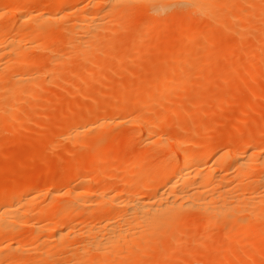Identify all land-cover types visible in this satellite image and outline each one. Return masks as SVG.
<instances>
[{"label":"bare ground","instance_id":"bare-ground-1","mask_svg":"<svg viewBox=\"0 0 264 264\" xmlns=\"http://www.w3.org/2000/svg\"><path fill=\"white\" fill-rule=\"evenodd\" d=\"M10 1L12 2V0H2V2L0 3L1 4L0 5V21H1V24H0V126L1 125L4 126L6 125V123H8L7 125H9L10 123L8 121H11V124H12V120L15 117H17L16 114L19 109L18 106L22 105L21 103L27 104L26 102L30 104L29 103L30 99L34 95H36V94H33L34 91L40 92L39 90H35L36 88H39L37 87L38 86L37 81L39 82L40 80L38 79L39 77H37L38 80L36 81V76H40V75H35V74H38V73L40 74V72L42 71L41 69H43L42 64L45 65L44 63L45 61L43 62L41 60L42 63H38V64H41L42 66H39V69L37 70H33L35 62L34 60H31V58H29L31 56L28 55L34 49L36 48L38 49V47L40 48V45H41L40 43H43V41H41L40 43H37L38 41H35L36 44L33 43L34 42L33 40L37 38L36 37L37 30L39 29L40 31L42 30L41 25L43 23H45L44 24L45 26L46 25L52 26L50 25V21L52 23V20L53 21L55 19L59 20L57 16L60 18H62L63 15L65 16L66 15L65 12L67 11L66 8L77 6L79 0H55L54 2V5H56L55 11L47 9L48 11H45V13L43 12L40 14H32L28 9L24 8V6L26 7L27 5L25 4L26 3L25 1H28V0H25V1L22 0V3H23L21 6L22 9L19 8L20 5L19 6L17 5V7H15V0H13L14 7ZM18 1H21V0H17V3ZM248 1L246 0H88V3H90L93 7H96V9L92 7L95 10L92 9L89 12L88 10L91 8H88V10L86 9L87 10L86 12L83 11L84 13L79 12L78 14L80 13L82 14L76 17L77 18L76 21L71 26H68V27H71L69 28L70 29L69 33L72 36H74V34L77 33L78 31L79 33H82V35L77 36V40H76L77 42L75 43V44L82 43V45L81 44L79 45L78 49L75 51L76 53L73 52V50L71 49L70 50L80 57L84 56L83 54H85V56L89 59V61L85 57L86 60L90 62L91 58H89L90 54H88L87 50L90 49L89 47L96 45V40L98 39V36L104 33V32L103 33L101 32L104 31L103 28L104 26H106L104 23L105 19L117 25V27L120 28V31H127L129 27H130L129 29H133V26L131 25L135 23L136 21H138L141 18L140 16L142 15L144 16L143 17L144 19L141 18L140 20L141 23L140 21L138 23H140L141 28L148 29V30L146 29V31H148L147 34L145 33L146 31L145 32L143 31L144 33H142L141 32L142 30L139 31V29L137 28L135 29L134 27L133 29L134 32L131 31L132 33L129 34L130 36L128 37L127 36L128 35L127 33L129 31L128 30L126 33L127 35L125 39V40L128 39L129 44L128 43L127 45L125 44L126 47L127 46L128 47L125 49V46H124L123 48L124 50L122 49L123 51L121 50L120 52L121 55L123 53V55L121 56L123 58H126V59L128 58V60H131L133 58V60L140 61L146 58L147 55L145 56V54H150V55L153 54L151 53L153 49L152 45L155 44L158 46V43H159L158 40L160 37H157L158 38L157 40L156 38L157 30L156 29L160 30L159 36L161 35L165 36L164 33L169 32L167 30L168 26L166 25L170 24L169 27L173 26L175 30L173 29L174 32L172 34H174L175 32L176 33L178 32L177 34L178 36L168 33L169 36L172 35L173 37L174 36L177 37V39H175V37L174 38L172 37V43L176 45V47L174 46L175 47L174 50H172L173 52L167 51L166 48L160 50L157 46H155L156 51L157 50L158 51L157 52L153 51L154 52L153 56L152 55L147 56L148 58H150L156 55V58H157L161 56V53L163 52V50H166V52L164 51L165 53L169 52V57H167L168 54L166 55V57L170 58L169 62H172L175 65V67L171 63L170 64L172 65L171 67L167 66L168 67L167 68L168 70L166 69L167 72L166 73L162 72L160 74L161 76H164L165 74L168 76L167 77L168 83L164 82V84L162 83L163 85H161V83L158 82V84H155L156 78L154 80V77H157L159 75L158 74L157 76H155V72L157 71L156 70L154 74H152V72L147 73L153 76V77L150 76L153 80L149 77V75L146 74L147 79L150 78L151 81L150 79H148L150 83H148L149 81H147L148 85H144V90L139 89V91H137V88L136 89L134 88L139 93L142 91L141 93H144L145 97H147L146 92L148 93L147 94L148 97L146 98L147 100L146 99L144 100H146L145 106L149 109V106L151 108L153 106L152 101L154 99L155 92L157 91V90L155 91V89L159 85H160L159 87H161V88L158 87L160 91L163 89H165V91H168L167 89H172V90L181 89L183 91L187 88L186 85L182 86L184 84L181 83L180 81L181 74H185V72L182 73L183 71L182 68L180 70H177L176 68L178 67L180 68V66L179 64L177 65L176 63H178L181 59V62L183 61L182 62L183 65L185 64L187 65V63H189L191 59L193 60V57L195 55L194 53L196 51L195 46H197V45H194V50H193V44L196 39H199L200 42L202 41V46H205L204 53L202 52L203 55L201 57L203 60L205 59L208 62V60L210 59L209 57L210 51L211 49H213L212 46L214 44L220 45L221 42H224L222 40L225 39L224 38L226 36L225 33L227 34L229 31L231 32L232 27L234 26V28L238 30L232 33L238 36L244 31V29H246V26L249 25L250 22L252 23L251 21L252 16H255V15L260 16L258 15L261 12V5L259 4L260 2L256 3V0H255V3L253 1L254 4L252 2H250L251 3L250 4V3H247ZM131 11H134V14L136 15L134 16L133 19H130L131 17L129 18L130 20L129 19L126 20L127 17L123 18V15L125 13L129 12L128 14H130ZM9 12L10 13L12 12L13 16L12 15L8 16ZM60 14L61 15L63 14V15L59 16ZM258 18L259 17H256V19ZM41 21H43V23L40 24ZM36 22H39V25L41 26L39 29H36L33 26L35 25ZM46 22H48L49 24ZM164 26L166 27L164 28ZM150 28L151 30L153 28L154 33H153L152 38H155V39L151 38V34L149 33ZM104 29H108V28L105 27ZM135 30H138V31L135 32ZM241 30L243 31L240 32ZM105 31H107L106 33H108L110 30H105ZM120 31L119 30L115 31V33L117 32L118 34L120 33ZM47 32L50 33L49 31ZM57 32H56V35H57ZM67 33L64 32L62 34H67ZM110 33L113 34L114 32L110 31ZM229 34L231 35V33ZM169 36L167 35V37ZM66 37L67 36L65 35V38ZM48 40L47 42L53 43V41H48ZM150 40H151V43L153 40H155L152 45L149 42ZM59 41H56V43L57 42L60 43ZM263 41L264 39L260 40V42L262 43L260 44L258 42V44L260 46L264 45ZM142 42L143 43L149 42V43L148 44L144 43L145 44L144 46ZM32 43L34 45H32ZM49 43L47 44L50 45L51 43L50 44ZM75 44L73 42L72 44H69V42H67L65 43V46L75 45ZM131 44H133L132 45L133 49H129L131 47ZM53 45L55 44L53 43ZM60 46H61L60 48H62V45ZM146 46L147 47L151 46L152 47L151 50L150 48L147 49ZM42 47L43 46L41 45L40 50L42 49ZM72 47L73 49L76 48L74 46H71L70 48ZM166 47L167 49L171 48V45H166ZM92 48L93 47H91V49ZM44 49H45V46H44ZM65 49L67 50L66 54L67 53L71 54L70 56H67L69 58L66 57L67 60L77 58V56L74 57L75 54L68 52L69 49H67V47ZM40 50L39 52H43ZM56 50L58 52V49ZM148 50H150L149 51L150 53L148 52ZM47 51H48V48H47ZM124 51L128 52L129 56L127 54H124ZM158 52H161V53H158ZM62 53L61 55L63 56ZM86 53L89 56H87ZM96 53H94V55ZM99 53H101V51H99ZM228 53L226 52L225 54L222 55V57L228 59L229 57ZM50 54L51 52L49 53V55ZM54 54H58V53H54ZM72 54H73V57H72ZM59 55H56V56L58 57ZM64 55H65V52H64ZM97 55L98 54H96L94 61L92 63L90 62V64H92V66H95V67L99 66V64H101V61H103L104 59L103 58L101 60L99 57V59L101 60L99 61V59L97 58L99 55L98 56ZM142 56H145V57H142ZM45 57L48 59L47 56ZM196 57L194 59H196ZM222 57L220 58L221 60L223 59ZM85 58L84 60L83 59H79V60H81L82 62H86ZM96 58L97 60H95ZM123 58L121 59L123 60ZM134 58H137V59H134ZM252 58L253 56L250 57V59ZM259 58L260 57L258 55V59ZM172 59L173 61L176 60L177 62L175 61L174 63ZM258 59L256 58L254 61ZM60 60L61 59H59V61ZM65 61L60 62L61 64H58V66L59 65H62V67L63 65L68 66L69 61H67V63H65ZM254 61L252 60L250 63L252 64V62L254 63ZM52 63L57 64L55 62H52ZM186 65L184 66L186 68L183 67V69H185L184 71H187ZM49 66L47 67L49 68ZM59 67L61 68V66ZM81 67L83 66L81 65L80 68ZM150 67L152 68L153 66H150ZM88 68L96 69L98 67L96 68L88 67ZM88 68L86 67V69ZM148 68L149 67H147L146 69L149 71L151 68L150 69ZM174 68H175V72L173 71ZM208 68L209 67H207V65H204V68L198 67L197 69H195L197 71L196 76H199V74L202 73V71H205L204 73L209 74V72L207 71ZM248 68L249 69H246V70H248L247 72L250 73L252 69L250 67ZM81 69L83 70V68ZM86 69L84 68L85 72L87 71ZM146 69H144V71H146ZM153 69L150 71H153ZM68 70L69 72H71L70 68H68ZM68 70H66L65 72H67ZM56 71L58 72V70ZM75 71L77 75L78 74L77 70H74L73 71L74 73L73 72L71 73L75 74ZM93 71L94 72H91V73H88L87 71L86 75L88 77L93 76L94 75L93 73H95L96 70H93ZM48 72L46 71L44 73L45 74L47 73L46 75H48ZM62 72L59 73V75L60 74L62 75ZM78 72H80L79 69H78ZM41 73L44 74L43 71ZM210 73H211V69H210ZM252 74H254V72ZM55 75L58 76L56 73ZM51 76L53 77V75ZM39 86L42 87L40 84ZM125 87H127V90L126 88H124L125 89L123 90L124 95L128 96L129 94L127 92L128 90L130 92L131 89H128L129 85H126ZM183 87L184 88L186 87V88L183 89ZM123 91H121L120 93L122 97H123ZM132 93H134V95H132L134 96V98L130 100L131 97H129L130 98L129 100L131 101L130 105L133 110L136 109V111L134 112L138 113L137 109L138 108L139 110L141 109L140 103L143 102L142 98H144V96H142V94L139 95L138 93L139 97H141L142 99L139 102L138 95L137 94L135 95L136 92L133 91ZM183 93L184 92L181 93V96L183 95ZM118 95H116L117 97L115 96L114 98H118L119 97ZM121 98L119 97L120 100L113 99L112 101H117V102L111 101L112 103V104L110 103L111 107L108 108L107 107L108 105H107V106H104V108H102L99 111V113L102 115L103 109L106 108L108 110L107 111L105 109L106 112L103 111L104 117L100 116L99 118L98 112L94 111L93 108H92L93 112L91 110H85V113H83V115H81L82 113L78 114L80 116L76 117L75 119L76 122L73 123L72 121V123L75 124V126L72 128H69V131L65 132L64 136L66 138L64 137V139H68L73 142L75 141V144H76L77 143L76 140L78 136L80 138L81 134L84 135L85 132H89L91 131V129L93 130V128L96 125L97 126L103 125V122L105 123L106 120L107 121L110 120L112 121V123H114L113 122L115 118L114 116H117V114L115 115V111L117 112L119 110L118 112H120V109H118V107L120 108L121 106L120 102L122 101L124 103L125 101L124 99L122 100ZM155 98H157V96ZM32 99L34 100V97ZM250 100L252 101L251 98ZM222 101L224 102V98H222ZM222 101L219 100L220 103L218 105L220 104L223 105L224 103ZM123 103H122V106H123ZM127 103L125 102L124 104L126 105ZM123 110L125 111L127 109H123ZM95 112L97 113L96 114V116H98L97 118H95V114H94ZM134 112H131V113H134ZM131 113H127L124 115L125 117L121 116L118 119L124 122L123 124L132 123V124H136L137 126L138 125L140 126L141 132L136 135V137H138V142L140 144L146 145L148 143H154L155 145L156 144L158 145L156 147L157 149H159V147H162L163 145L166 146L165 143L167 141L170 142L168 140L169 138L168 139H166V137L162 138L163 135L160 134L161 128L167 127L165 126L167 124L164 123L163 125L164 121L162 122L160 118L156 117L155 119L154 117L152 118L151 117L147 118V116L144 117L142 115H144L145 112L142 113V115L137 114L135 116L131 115ZM171 114H174V112L171 111ZM106 115L108 118H106ZM16 119H14L13 121H16ZM162 119L164 120L163 117ZM117 121L118 120H116L115 122ZM119 124H122V123H119ZM235 124H236V121H235ZM262 124H264V122ZM66 125L68 128L69 125L68 124ZM108 125L109 124L105 125V127ZM260 128L261 127H259V129ZM103 129L105 130L106 128L103 127ZM108 130H107V134L109 135H106L105 133L106 136L105 137L102 136L101 140L100 138L97 139L96 142L93 143L94 145L91 148L90 146H88L93 152L96 151L95 159L94 157H92L93 158L92 160H88L90 163V166L94 169H100L101 167L103 169L104 166L106 167V164L110 161L109 160L110 158H112L114 162H117V161L124 162L125 161L123 160V158L118 157L119 155L117 154L109 157L110 156L109 151L112 149V146L116 145V148L120 146L118 145L120 144V142L118 141L120 139L117 137V143L115 145H113L114 143H113V140L111 139L113 144L110 143L112 145L110 146L108 142V138L110 139L112 134L109 133ZM262 130L264 131L263 127L261 128L260 131ZM260 133L263 134L264 132H259V134ZM246 135H247V132H246ZM246 135L244 136V133H243L242 137L243 136L246 137ZM251 135L254 136V133ZM107 136H110V137L107 138ZM112 136L114 137V134ZM123 136H126V134H124ZM83 137L87 138L86 134ZM244 137L239 142H237L238 140L236 141V139L234 138L233 139L231 138V140L230 138H226V140L224 141V146L226 148L231 147V145L234 143L233 142L234 140L237 142V146L238 147L241 146L240 148L242 149V145L240 144L244 145V143H247L250 145L251 143L250 141L253 140L254 142V139L251 140L248 138V136L246 138ZM236 138L240 139V137H236ZM257 138L255 136V139ZM133 139H131V141H133ZM162 139H164V141ZM185 139L183 141L186 143L187 139L186 140ZM172 141L174 142L175 140H172ZM262 141L263 140H261L260 143H262ZM176 142L175 144H173V147L175 146L174 150L176 153V157L172 155L171 151L163 153L162 151L159 152V150H161L162 148L159 149L157 151L159 153L156 155L158 157V161L156 164L154 162L155 164L154 166H156V170L159 172L150 173V171H148L147 169H146L147 172L143 170L144 174L140 172L143 175H140V177L138 176V180H136V182L132 184L125 183V182L123 183L121 182L118 184L114 183L110 185L108 189L106 188L102 190H91L88 187L86 188L78 187L74 191L64 189L65 191L67 190L68 192H66L67 194L66 193L62 194V192L60 191L61 189H59L60 184L67 179L66 176H62L60 179L61 182L57 180L58 183L60 184H57V181H56L55 183L57 185L51 184L53 185L52 187L50 185L51 190L45 188L46 196L45 198H43L44 200L42 199L43 201H37L39 195L36 196V193H33L35 190H32L31 184L27 182L28 180L26 181V183H22L20 185L16 184L17 182L13 185L12 183L14 182H12L11 183L12 185L10 184L8 187L7 186L6 188L2 187V189L0 188L1 190L0 191V264H141V261H143L144 259L141 258V261L139 263V258L145 256V254L148 253V252L146 253L145 250H147L148 247H150L149 245L152 244L151 242L157 241V239L160 236L170 237L172 239V243L168 245L166 250L168 249L171 250L172 247L174 249L176 245L180 246L181 239L180 238L177 239L178 236L176 237V235H174L173 232L175 228H178L177 227L178 224L179 225L181 224L180 225L181 227L182 223H185V220L188 218H186L184 222L182 223H179V222L182 220L183 217L185 216L187 217L188 215H192L193 217L195 216L196 220L194 221H196L199 226H202L203 229H206V227L208 226H211L212 228L215 225H218L217 223L220 221H225V222L229 221L230 222L229 226H231V228L227 229V231L223 229L224 231H226L224 233L230 236H240L244 242L252 241L254 238L258 239L256 237L262 236V234L264 233V226L262 225L264 224V169L261 167L262 170H260V172L258 173L259 169H255L256 167H254L253 163L250 164L253 160L252 159L250 162V159L251 157L252 158L257 157V154H258V158L264 160V149L254 151L255 149L253 148V150H250L249 152L246 151L245 149H244L245 151L241 150L242 152H238L237 150H234L236 152L233 151L234 152L233 155L230 154L229 156V152L231 151V149L225 150L226 148L225 149L222 148L225 151L219 154L216 153L217 155L216 159H218L216 161H220L221 162L220 165L222 166V162L224 163V161H226L225 159L228 158L229 163H227L224 168L220 169L218 168V166H214L213 164L212 166L211 164H208V161H209L208 159L213 157V155L215 154V148H214V144L212 141H204V140H199V141L197 140L196 142L194 141L195 144H197V146L195 147L200 148V149L195 148L196 150H189L185 148V146L183 147L182 145H184L185 143L182 142V140L181 142L180 140L179 141L176 140ZM188 142H189V139H188ZM255 144H254V147H256ZM246 146L248 145H245V147ZM261 146L262 145H260V147ZM252 147L253 146L251 144L250 148ZM164 148L166 149V147H163V150H165ZM246 149L249 150V148H246ZM167 150L168 149H166V151ZM218 152H220V150ZM147 155H149L148 152H139L136 150V155L134 156H136L137 159L136 158L133 159L134 162L132 163L130 167H128V169H126V166H127L126 164H129V163L127 162L124 163L125 167H123L124 164L122 163L123 169L121 168V171L122 172L124 171V175L130 176L135 171V169H138L139 167H141V164H143L141 162L144 159H146ZM231 156L232 158L230 159L229 157ZM128 157L130 158L129 155ZM132 158L133 156H131V159ZM260 159L258 160L262 161ZM212 163H215V162L212 161ZM218 163L216 162L215 165H218ZM78 164L79 162L75 164V167ZM257 165L259 167L260 164L258 163ZM116 170L117 169L113 167L112 170H110V172L114 173ZM75 176L77 178L88 177V175H85V174L83 175L76 174ZM247 178L249 179L251 178V180L248 179V181H245V179ZM17 181L21 182L22 180H17ZM64 184L63 183L61 184V188L63 187L62 185ZM71 193L73 194L72 196H71ZM65 195H66V199L62 200L61 198H63ZM82 210H87V212L88 210L89 211L95 210V213H97L95 215L98 216V217L96 216L97 219L93 220L94 222L90 221L91 218L89 220L90 222H87V218L86 220L81 219L82 221L79 219L80 224H76L78 222L76 223L74 222L76 221L75 218L77 215L82 216V214H80ZM88 217L90 216L88 215ZM91 217H94V215ZM193 217H190V218H193ZM44 220L46 221L43 222ZM257 223L258 224L260 223V224L256 227L255 225ZM227 228H228V225H227ZM207 233H206L207 236H205V233L202 234V237H200V239H202L203 241L206 240L208 238ZM40 235L44 237L40 240V244L38 245V248H36V244L33 243V241H34V238L36 239L38 237L37 239H39ZM15 238L16 239L26 238V241L28 243L30 242V239L32 241V238H33V241L31 243L35 245V248L27 247V244H25L26 242L23 244H21L22 242L19 243L18 241L15 242L14 241ZM182 241H183V238H182ZM203 241H200L201 244H203ZM34 242H37V240ZM31 245H28V246H31ZM25 247L30 249V250L27 249V251H31V249L33 248L34 250H37V252H35V255L34 256L32 255L31 258H30V255H28L29 253L28 252L27 255L29 256V258H26L27 256L25 257L24 255L26 251ZM50 247H54L55 249L59 250V252L61 251L62 256L57 258V260L51 259L52 256L50 257V254H49ZM135 250L136 251L142 250L140 251L142 252V254L139 253V251L137 252L140 254V255L139 254L137 255L138 256L137 259L134 256L136 254ZM166 250L164 249L165 254L168 252L172 253V251L170 250L166 251ZM53 251H56V250H53ZM169 253L167 254L168 257L166 256L165 260H168V258L170 257ZM218 262L219 264H223L222 260H219ZM143 264H144V261H143ZM213 264H218V263L215 261V263Z\"/></svg>","mask_w":264,"mask_h":264},{"label":"rangeland","instance_id":"rangeland-1","mask_svg":"<svg viewBox=\"0 0 264 264\" xmlns=\"http://www.w3.org/2000/svg\"><path fill=\"white\" fill-rule=\"evenodd\" d=\"M253 1L255 3V0H249L247 3H250V2L253 3ZM1 2L2 0L0 1V3ZM25 2H26L25 4H27L26 5L27 8L25 6L24 8L28 9L32 14H40L43 12L45 13V11H48L47 9L54 10V11L56 9V5H54L55 0H28ZM258 2H260L259 4L261 5V12L258 14L260 16H257V15L252 16V19H251L252 23L250 22L249 25L246 26V29H244L245 32L243 30L240 31V32L243 31L241 33L242 35L239 34L237 36L236 34L232 33L238 30V29H235L234 26L232 27L231 32L229 31L227 34L225 33L226 35L224 37L225 39L223 38L224 40H222L224 42H221L220 45L214 44L213 45L214 47L212 46L213 49H211L210 51V54H209L210 59L208 60V62L205 59L203 60L201 57L204 53L205 46H202V41L200 42L199 39H196L198 41L195 40L193 44V50H194V45H197L195 46L196 51L194 53L195 55L193 57V60L191 59L189 63H187V65L185 64L187 66V69H186L187 71H184L185 69H183V67L185 65H183L182 63L183 61L181 62V59L178 63H176L177 65L179 64L180 66V68L178 67L179 69L178 68L176 69L180 70L182 68L183 70V71L181 70L182 73L185 72V74H181L180 81L181 83L184 84L182 86L186 85L187 88L185 87L186 88L185 89L183 87V89H185L183 91L181 89H174V90L167 89L168 91H165V89H163L160 91L159 88L161 87H159L160 86L159 85L158 86L159 88L156 87L155 89V91L156 90L157 91L155 92V96L152 101L153 106L151 105L152 108L149 106V109L145 106V103H146L145 101L147 100L146 98L148 97L147 95L148 93L146 92L147 97H145V94L141 93L142 91L140 93L137 91H139V89L144 90V85H148V83H150L152 79L151 77L153 76L147 73L152 72V74H154L156 70L157 71L155 72V76H157L158 74L159 75L157 77H154V80L156 78L155 84H158V82H160L161 85H163L164 82L168 83L167 82L168 76L166 74L164 76H161L160 74L162 72L166 73L168 70L167 68L169 66L170 67L172 66L170 65L172 62H169L170 58H167V57H169V52H173L172 50H174V48L176 47V45L172 43V37H173L172 35H177L178 32L177 33L175 32L176 34L175 33L172 34L175 30L173 26L169 27L170 24L166 25L168 26V29L167 28L166 29L169 32H165L164 30L166 29H164L163 31L166 33V34L164 33L165 36L163 35L159 36L160 30L158 29H156L157 31L155 30L157 32L156 38L160 37L159 38L160 41L157 38L159 43L156 42L158 43V46L155 44L152 45L155 40H153L152 43H151V40L149 41L150 44L153 46L151 53L154 54V52L156 51L155 46H157L160 50L166 48V50L169 52L165 53L166 50H163V52L165 51L164 53L162 52L163 55L161 52H158V53H161V56L157 58H156V55H154V57H150L151 55L153 56V54L151 55L145 54V56L150 55L149 56L150 58L146 56V58L148 59L144 58L143 60L136 61V60H133V58L131 60H128V58L126 59V58L121 57L123 53L121 55L120 52L124 48V46H125V49L128 47V46L126 47L128 43V39L125 40L126 35L128 34L127 36L129 37L130 36L129 34L132 33L131 31H133L134 27L135 29L136 28L139 29V31L142 30L141 31L142 33L146 31L147 28H141V25H140L141 23L140 20L141 18L144 19L143 18L144 16L141 15L140 16L141 18L139 17L140 19L138 18L139 20L131 25L133 26V29H129L130 27L127 29V31L129 30L128 33L127 31H120V28L117 27V25L105 19L104 23L106 26H104V28L107 27L108 29L103 28L104 31H102L101 33L103 32L104 33L102 35H99L101 38L102 37L103 38L101 39L98 36V39L96 40V45L93 44L94 46H91L93 48L91 49V47H89L90 49L87 50L88 54H90L89 58H91L90 60L91 63L94 61L96 54L99 55V56L97 55L98 59L99 57L101 60L104 58L103 61L99 59V61H101V64H99V66H96L98 67L96 68L95 66H92L90 62H88L89 59L85 56V54H83L84 56H81V57L75 54L76 53L75 51L78 49L79 45L80 44L82 45V43H79V42H78L79 44H75L77 42L76 41L77 36L82 35V33H79L78 31L77 33L79 35L75 33L76 35L74 34V36H72L69 33V30H70L69 28L71 27H68V26H71L76 21L77 19L76 17L78 15L86 12L88 8H91L88 10L89 12L93 8L96 9V7H93L90 3H88V0H79L77 6L67 7L65 16L63 15L65 13H63L62 14L63 16L61 14L59 15V16H62V18L57 16L59 20L55 19L53 21L51 19L52 23L50 21V25L52 26H49V25L45 26L44 25L45 23L41 21L40 24L43 23L41 27L39 25V22H36L35 25L33 26L36 29H39L41 27L42 30L41 31L40 29L37 30V36H36L37 38L33 40L34 41L33 43L36 44L35 41H38L37 43H40L41 41H43V43H40L43 47L40 50L41 48V45H40V48L38 47V49L37 48L34 49L35 51L31 50L32 51L31 53L33 54L29 52L30 54L28 55L31 56L29 58H31V60H34L35 62L34 63L35 69L33 67V70H37L39 69V66L43 65L42 67L43 69H41L43 73L46 71L47 72L49 71V72H48V75H46L47 73L42 74L41 73L42 71L40 72V74L39 73L35 74V75L42 76V77L36 76V81L40 79L39 82L37 81V85H38L37 87H39L40 89L42 88V89L40 90L39 88H36L35 90H39L40 92L34 91L33 94H36V95L33 96L34 100L32 99L33 97L30 99L29 101L30 104H28V102H26L27 104H24V103H21L22 105L19 104L20 106H18L19 109L16 114L17 117L14 118V119L17 118L16 121H13L14 120L13 119L12 124H11V121H8L11 125L10 124L7 125L8 123H6L7 126L6 125L0 126V188L1 189L2 187L6 188V186L8 187L12 182H14L12 183L13 185L16 182H17L16 184L20 185L22 183H26V181L28 180L27 182L31 184L32 190L36 191V192L35 191L34 192L32 191V192L36 193V196L39 195L38 196L39 200L37 199V201H43L44 200L43 198H45L46 196V193H45L46 189H50L51 184L53 185L60 184L58 183L57 180L61 182L60 179L62 176H66L67 178L66 179L67 181L64 179L66 181V182L64 181L65 184L64 182H62L64 184L62 185L63 186L62 188H61L62 183L60 184L59 189H61L60 191L62 192V194L68 192L67 190L74 191L78 187L79 188L88 187L91 190H102L106 188L108 189V187L114 183L118 184L121 182L122 183L125 182V183L132 184L136 182V180H138V176L140 177V175L144 174L143 170H145L146 172L148 170L150 171V173L159 172L156 170V166H154L158 161V157L156 155L160 151H162L163 153L171 151L172 155L176 157V153L174 150L175 146L173 147V144H175L176 140L177 141L180 140V142L182 140V142H184L183 140L185 138L187 139V140L185 139L186 143L188 142V139H189V142L187 144L184 142L185 144L182 146L183 147L185 146V148L189 150H196L199 148V147L198 148L195 147L197 146V144H195L197 140L198 141L199 140L212 141L214 144V148H215L214 155H216V153L219 154L228 149H231V151L229 150L230 151L229 156L230 154L233 155V153L236 152L234 150H237L238 152H242L245 149L246 151L249 152L250 150H253V148L255 149L254 151L264 149V142H263L264 133L259 134V132H264L263 130L260 131L262 127L264 129V124H262L264 122V45L260 46L258 44V42L261 44L262 42H260V40L264 39V15H263L264 11H262L264 10V0H259V1L256 0V3ZM11 3L12 5L14 4L13 0ZM22 4H23L22 0L18 1V3H17V0H15V7H17V5L18 6L20 5L19 8H21ZM79 12H82V13L78 14ZM128 13H125L127 15L125 14L123 15V18L127 17L126 20L129 19L130 17H131L130 19H133L134 16H136L134 14V11H131L130 14ZM12 14H13L12 12L11 13L9 12L8 16ZM256 17H259V18L256 19ZM139 21L140 23H138ZM0 24H1V21H0ZM166 26H164V28ZM105 30H110L111 32H114V33L115 31L119 30L120 33L117 34L116 32L115 34L114 33L112 34L109 31L108 32L109 34H108L106 33L107 31ZM47 31H49L50 33H48ZM55 31L56 32L58 31L57 35ZM67 31L69 34L67 33ZM136 31L138 30H135V32ZM149 31H150L149 33L151 34V38H152L153 33H154L153 28L152 30L150 28ZM64 32H66L67 34H62ZM147 32L148 31H146L145 33L147 34ZM168 33L172 35L169 36ZM229 33H231V35ZM65 35L67 36L66 38L68 39L65 38ZM167 35L169 37H167ZM174 37L175 39H177L176 36ZM152 39H155V38H152ZM47 40L53 41L55 45H53L52 42H50L51 43L50 44L49 42H47ZM56 41H59L60 43L58 42L56 43ZM66 41L69 42V44H72L73 42L76 46L75 45H69V46L70 47L74 46L76 48L73 49V47L70 48L69 46H65V43H67ZM149 42H146V43L144 42V43L148 44ZM33 43L32 45H34ZM47 43H49L50 45H48ZM144 43L143 45L145 46ZM263 44H264V41H263ZM60 45H62V48H60L61 47ZM132 45L133 44H131V47L129 49H133ZM166 45H171L172 49L171 48L167 49ZM44 46H45V49H44ZM66 47L67 49H69L68 51L69 53L75 52L73 53L75 54L74 57L77 56V58L78 57L79 58L67 60L66 57L70 56L71 54H68V53H67L68 55L66 54L67 52V50L65 49ZM47 48H48V51H47ZM146 48L147 49L150 48L151 50L152 47L146 46ZM56 49H58V52ZM70 49L73 50V52ZM39 50L43 52H39ZM150 50H148V52ZM36 51L39 53H37ZM99 51H101V53H99ZM50 52L53 57L51 56V54L49 55ZM52 52L58 53V54H54ZM64 52H65V55H64ZM226 52L227 53L229 52L228 54L230 58L228 57V59L222 57V55L225 54ZM61 53L63 54L64 57L61 55ZM94 53L96 54L94 55ZM34 54H36L37 57ZM73 54H72V57H73ZM88 54L86 53L87 56H89ZM124 54H127L129 56L128 52L126 51H124ZM167 54L168 56L166 57ZM56 55H59V56L57 57ZM258 55L260 57L259 59H258ZM45 56H47L48 59ZM145 56H142V57H145ZM219 56H221L223 59L221 60L220 59L221 57ZM252 56L253 58L250 59V57ZM85 57L87 58L88 61L86 60ZM195 57L196 59H194ZM49 58H51L52 60ZM84 58L86 62H82L81 60H79V59L84 60ZM97 58L95 60H97ZM121 58H123V60ZM256 58L258 60L254 61ZM59 59L61 60L59 61ZM134 59H137V58H134ZM41 60L43 62L45 61L44 62L45 65L38 64V63H42ZM65 60L69 61V65L68 66L63 65V67L62 65H59L61 66L62 68L61 69L58 66V64H61L60 62H64ZM252 60L254 61V63L252 62L251 64L250 62ZM47 61H49L51 65ZM67 61H65V63H67ZM175 61L173 62L175 63ZM52 62H55L57 64H54ZM35 64L37 65L38 68L36 67ZM189 64L191 65V67ZM46 65L47 66L50 65L49 68ZM81 65L83 66L81 67L83 68V70L80 68ZM204 65H207V67H209L207 70L209 74L208 73L206 74L204 73L205 71H202V73H200L199 76H196L197 71L195 69H197L198 67L204 68ZM246 65L252 69L254 74H252L253 73L252 71H251L252 73L247 72L248 70L246 69H249V68ZM150 66H153L154 69L153 67L151 68ZM86 67L87 68L92 67L96 69H91V68L86 69ZM147 67H149L148 69L151 68L150 70L153 69V71H150V70L148 71L146 69ZM68 68H70L71 72H73L74 70H77L78 74L76 75V71H75V74H73L74 72L73 73L69 72ZM84 68L88 71V73L94 72L93 70H96V72L93 73L94 75L91 74L93 76L89 75L90 77H88L86 75L87 71L85 72ZM78 69L80 72H78ZM144 69H146V71L148 72L144 71ZM210 69H211V73H210ZM56 70H58V72ZM66 70H68L67 71L68 73L65 72ZM245 70L247 73L245 72ZM173 71L175 72V68ZM61 72H62V75L61 74L59 75V73ZM82 72L85 74H83ZM55 73L58 76H56ZM146 74L149 75V77L151 76L150 77L151 79L148 78L150 79V81L147 79ZM51 75H53V77ZM37 77L39 78L37 79ZM147 81L149 82L147 83ZM38 83L42 87H40ZM191 84L194 87H192ZM126 85H129L128 89H131L130 92L129 90L128 92L126 91L129 94L128 96L124 95V91H123L125 90L124 88H126L127 90V87H125ZM134 88L135 89L137 88V91ZM180 90L184 92L182 96H181L182 92ZM121 91H123V97L122 95H120ZM133 91L136 92L135 95L136 94L138 95L139 93V95L142 94V96H144V98H142L143 102L140 103L141 109L140 110L139 108L137 109L138 113L134 112L136 111V109L133 110L130 105L131 104L130 100L134 98V96H132L134 95V93H132ZM116 95H118L120 98L122 97L121 98L122 100L126 96L124 99L125 100L124 103L125 102L126 103L128 102V103L126 104L127 105L126 106L121 101L123 103V106H122V103L120 102L121 106L120 108L118 107V109H120V112H118L119 110L117 112L115 111V115L117 114V116L113 115L115 117V118L113 117L114 118L113 122L115 124L112 123V121L110 120L108 121L106 120L105 123L103 122V125H100V126L96 125L93 128V130L91 129V131L88 130L89 132H85L87 138L83 137L85 134L84 135L81 134L82 137L80 136V138L78 136L76 140L77 142L76 144H75V141L73 142L71 140L64 139L65 132L69 131V128H72L75 126V124L73 123L76 122L75 120L76 117L80 116L78 114L82 113L81 115H83V113H85V110L92 111V108H93L94 111L98 112V116L100 118V116H103L104 112H106L105 111L106 108L103 109L104 112L102 111V115L99 113V111L102 108H104V106L108 105L107 106L108 108L111 107L110 105L111 101L113 99L114 100L119 99V97L114 98ZM156 96L157 98H155ZM252 96L253 98L255 96L256 97L253 99ZM129 97H131V99ZM222 98H224V102L222 101ZM250 98L252 99V101L250 100ZM142 99L141 97H139V102ZM219 100H221L224 104L218 105L220 103ZM112 102H117V101H112ZM123 109H127L129 112L127 110H125L126 111L125 112ZM130 110L131 112H134V113H131ZM142 110L145 112L144 115H142V113H144ZM171 111L174 112V114H171ZM96 112L94 113L95 118L98 117L96 116L97 114ZM127 113H131V115H134V116L137 114L142 115L144 117L147 116V118L149 117L151 118L154 117L155 119L156 117L160 118L162 122L164 121L163 125L164 123L167 124L165 125L167 127H163L165 129L161 128L160 134L163 135L162 138L163 137L164 138L166 137V139L169 138L168 140L170 142L168 141H167L168 143L163 142L166 144V146L163 145L162 147H159V149L162 148L161 150L157 149L156 146L158 145L157 144L155 145L154 143H148L146 145L140 144L138 142V137H136V135L141 132L140 126L139 125L137 126L136 124H132V123H126V122H125L126 124H123L124 122L118 119L121 116L125 117L124 115ZM162 117L164 118V120L162 119ZM106 118H108L107 115H106ZM116 120L118 121L115 122ZM235 121H236V124H235ZM119 123H122V124H119ZM66 124L69 125L68 128ZM107 124L109 125L111 124V125L110 126L108 125L105 127V125ZM102 126L106 129L104 130ZM259 127L261 128L259 129ZM108 129L109 130L111 129L112 131L111 130L109 131ZM107 130L112 135L114 134V137H116L114 138L112 135L111 137L107 136V138L110 137V139L108 138L109 144L112 143V140H113L114 144L113 143L112 144L115 145L117 143V137L120 139L118 140L120 142V144H118L120 146L117 145L118 148H116V145L112 146L110 144V146H112V149L110 150L111 147L109 148L110 150L109 157L117 154L119 155L118 157L123 158V160L125 161L124 162H120V161L114 162V160L110 158L109 159L110 161L109 162L107 161L108 163L106 164V167L104 166L105 168L103 167L102 169L101 167L100 169H94L90 166V163L88 160H92L93 159L92 157H94L95 159L96 151L93 152L90 148L94 145L93 143H95L97 139L100 138L101 140L102 136L105 137L106 135H109L107 134ZM246 132H247V135H246ZM243 133H244V136L245 135L246 137L248 136L249 139L251 140L254 139V142L253 140L250 141L251 142L250 145L247 143H244V145L240 144L242 145V149H241L240 148L241 146L239 147L237 146V142L243 139L244 137V136L242 137ZM250 133L251 134L254 133V136L251 135ZM124 134H126V136H123ZM255 136L256 138L260 137L259 139L263 138L261 139L263 140L262 143H260L261 140H259L258 138L255 139ZM236 137H240V139L239 138L237 139ZM226 138H230V140L231 138L232 139L234 138L236 139V141L237 140L238 141L236 142L233 140V142L236 144L233 143L231 147L226 148L224 146V141L226 140ZM131 139H133V141H131ZM162 140L164 141V139ZM172 140H175V141L173 142ZM251 144L253 146L252 148H250ZM254 144L257 148L254 147ZM245 145H248L249 147L248 146L245 147ZM260 145H262L261 146L262 148L260 147ZM88 146H90V148ZM163 147H166V149L168 150L166 151L165 148H164L165 150H163ZM222 148L224 149L226 148V149L224 150ZM246 148H249V150ZM136 150L139 152H148L150 157L149 155H147L146 159H144L141 162L143 163L141 164V167H139L138 169H135V171L130 176L124 175V171L122 172L121 168L123 169V167H125L124 163L126 162L129 163V164H126L127 165L126 169H128V167L132 165V163L134 162L133 159L135 158L137 159V157L134 156L136 155ZM158 150L159 152H157ZM219 150L220 152H218ZM128 155L130 156V158L128 157ZM214 155L213 157L208 159L209 160L208 164H211V165L213 164L214 166H218V168L222 169L226 166L227 163H229L228 162L229 159L227 158L225 159L226 161L223 160L224 163L222 162V166H221L220 165L221 162L216 161L218 160L216 159L217 155L216 156ZM131 156H133L132 159H131ZM229 158L231 159L232 156ZM258 159H260L258 158V154H257V157H254V158L251 157L250 162L251 160L252 162L250 164L253 163L254 167H256L255 169H259L258 171L259 173L260 170H262V168L264 169V162H263L264 160L260 159L262 161H259ZM212 161L215 163L216 162L217 163L219 162V163L218 165H215V163H212ZM78 162L79 164L75 167V164ZM122 163L124 164V166L122 165ZM258 163L260 164L259 167L257 165ZM113 167L117 169L116 170L117 172L116 171L114 173L110 172V170H112ZM140 172H142L143 174ZM76 174L77 175L85 174V175H88V177L77 178L75 176ZM248 179L249 178L245 179V181H248ZM17 180H22V181L21 182L19 181L20 182L19 183ZM249 180H251V178ZM56 181H57V184L55 183ZM53 185H51V187ZM64 189H67V190L65 191ZM72 195L73 194L71 193V196ZM61 199L62 200L66 199V195ZM84 211L87 212V210H82L80 212L82 216L81 215L76 216L75 218L76 221H74L75 223L78 222L76 224H80L79 219L86 220L87 218V222H90V221L94 222L93 220L97 219L98 216L95 215L97 214L95 213V210L94 211L88 210L89 213L88 212L86 213ZM92 214L94 215V217H91L93 216ZM88 215L90 217H88ZM190 217H193V216L188 215L187 217L186 216L183 217L179 223L184 222L186 218L188 219L185 220V223H182L181 227H180L181 224L180 225L178 224L179 225V226L177 225L178 228H175L173 233L174 235H176V237L178 236L177 239L178 238L181 239V243H180V246L176 245L177 247L175 246L174 249L173 247L171 248V250L168 249L172 251V253L168 252L170 254V257L168 258V260H165L168 253L165 254L164 249L166 250L168 245L172 243V239L170 237L160 236L157 239V241L151 242L152 244L149 245L150 247H148L147 249L148 251L145 250L146 253L147 252L148 253L150 252V253L145 254L144 252L145 256L139 258V263L141 261V258H143L144 264H213L215 263V261L219 264L218 262L219 260H222L223 264H264V233L262 234V236L256 237L258 239L254 238L255 239V240L253 239L254 242L253 240L244 242L240 236H230L224 233L227 231V229L231 228V226H229L230 225L229 221L227 222L220 221L217 223L218 225H215L214 227H212L213 229L211 228V226H208L211 229L208 227H206V229H203L202 226H199L197 222L194 221L196 220L195 216L193 218H190ZM45 221L46 220H44L43 222ZM259 224L257 223L255 226L257 227ZM227 225H228V228H227ZM262 225L264 226V224ZM223 229L226 231H224ZM204 233H205V236H207L206 233L208 234V238L203 241L202 239H200V237H202V234ZM43 237L44 236L40 235L39 239H37L38 237L36 239L34 238V241L37 240V242H34L32 238L33 243L36 244V248H38V245L40 244V240ZM182 238H183V241H182ZM24 239L15 238L14 241L15 242L18 241L19 243L22 242L21 244L26 242L25 244H27V247L35 248V245L31 243L32 242L31 239L29 243L26 241V238ZM200 241H203V244H201ZM28 245H31V246H28ZM27 247H25L26 251L24 255L25 257L27 256L26 258H29L28 255H30V258H31L32 255L33 256L35 255V252H37V250H34L32 248L31 251H27L28 249ZM53 248L54 247L49 248V254H50V257L51 256L53 257V258L51 257V259L57 260V258L62 256V253L61 251L59 252V250L55 248L53 249ZM53 250H56V251H53ZM138 251L135 250L136 254L134 253L135 254L134 256L136 257V259L138 258L137 255L139 253L142 254V252H140L142 250H140L139 253H137ZM143 261H141V264H143Z\"/></svg>","mask_w":264,"mask_h":264}]
</instances>
